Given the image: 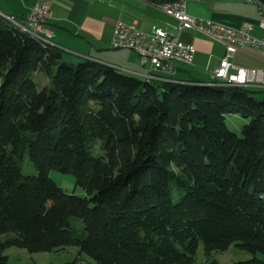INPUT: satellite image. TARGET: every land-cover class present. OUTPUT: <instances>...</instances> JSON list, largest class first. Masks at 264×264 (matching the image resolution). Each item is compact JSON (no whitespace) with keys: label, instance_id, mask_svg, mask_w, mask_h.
<instances>
[{"label":"trees","instance_id":"trees-1","mask_svg":"<svg viewBox=\"0 0 264 264\" xmlns=\"http://www.w3.org/2000/svg\"><path fill=\"white\" fill-rule=\"evenodd\" d=\"M228 89L70 63L0 14V264L9 247L70 246L98 264H195L200 244L264 264V99ZM228 115L250 120L242 136Z\"/></svg>","mask_w":264,"mask_h":264},{"label":"crops","instance_id":"crops-1","mask_svg":"<svg viewBox=\"0 0 264 264\" xmlns=\"http://www.w3.org/2000/svg\"><path fill=\"white\" fill-rule=\"evenodd\" d=\"M164 1L155 0L154 3H145L140 0H0V14L8 19L14 17L6 16L4 13L15 16L14 19L22 23L24 30L35 31L28 27L27 20L17 18H24L36 4L46 3L52 13L49 20V26L54 33L51 44L63 52L65 60H70V62L76 60L95 61L149 81L155 79L146 77L150 73V69L141 64L134 51L123 49L136 54L139 62L133 64L111 63L105 59V56L108 50H119L110 47L118 21L134 23L146 33L163 29L173 36L180 37L181 40L193 45L196 49L195 59L192 63L193 70H185L177 64L178 72L175 80L179 83H182V80L209 81L211 72L220 65L226 56L225 45L196 29L180 31L178 26L175 33L162 28L160 23H163V20L168 17L161 9ZM248 3L251 2L248 0H188L187 9L191 15L199 19L228 26L240 27L243 23L250 22L254 26L252 34L258 39L264 40L260 7L256 5L257 15H255L249 11ZM176 23L179 25L178 21ZM230 61L236 68L264 70V47L249 46L245 50L237 52ZM203 71H206L207 75ZM179 74L181 79H177ZM175 80L156 81L169 83Z\"/></svg>","mask_w":264,"mask_h":264},{"label":"built area","instance_id":"built-area-1","mask_svg":"<svg viewBox=\"0 0 264 264\" xmlns=\"http://www.w3.org/2000/svg\"><path fill=\"white\" fill-rule=\"evenodd\" d=\"M145 2V0H140ZM186 0H174V4L165 5L162 9L167 15L175 18L179 23V30H199L212 38L222 42L226 47V56L220 65L211 72V84L222 87H243L264 91V70L236 68L231 59L236 53L249 46L264 47V40L252 34L253 24L243 23L240 27H233L213 21L199 19L188 12ZM261 15V14H260ZM52 17L49 5L36 4L24 18L30 29H35L47 39H52L54 33L49 26ZM261 26L264 28V16ZM16 18V17H15ZM112 49H128L134 51L142 65L149 67L150 79L168 81L176 79L177 64H192L196 49L193 45L171 35L168 31L158 29L153 33L140 30L134 23L118 21L110 43ZM192 82V81H190ZM189 84V82H187Z\"/></svg>","mask_w":264,"mask_h":264},{"label":"rangeland","instance_id":"rangeland-1","mask_svg":"<svg viewBox=\"0 0 264 264\" xmlns=\"http://www.w3.org/2000/svg\"><path fill=\"white\" fill-rule=\"evenodd\" d=\"M166 1L169 0H165L164 3ZM247 7L249 8V11L257 15L256 4L248 3ZM175 20H176L175 18H172L171 16L168 15V17H166V19L163 20V23L160 24L162 25V28L168 29L170 32L176 33V31L178 30L177 29L178 24L176 23L177 21ZM105 59H107V61L111 63H118V64L119 62H126V64L128 63L133 64L136 63L137 61L139 62V59L135 53L123 49L108 50ZM66 61L70 62V60H66ZM79 61L80 60H76L70 63H78ZM178 65L179 67L185 70L188 71L193 70L192 64L178 63ZM203 73L207 75L206 71H203ZM177 77H178L177 79H181L180 74ZM37 80L40 81L42 85H45L47 82L45 81V77L42 75H39L37 77ZM174 82L179 83V81L176 80ZM226 90L229 89L226 88ZM253 95L256 96L257 99L259 100L264 99L263 90H255ZM249 122H250L249 119L244 118L241 115H228L226 119V123L229 129L240 136H242L241 130L243 126L248 124ZM24 173L25 174L37 173L36 168L31 162L29 155L25 156ZM50 175L55 180V182L69 194L77 195L80 197L86 196V191L81 187L77 186L76 179L73 175L62 174L57 171H51ZM5 254L9 257L11 264H98L91 256H89L84 252H81L79 247L77 246H70L62 251H52V252H43V253H30L27 249H23L19 247H9L8 249H6ZM256 255L257 257L264 260L263 254L258 253ZM253 257H254L253 253L239 248L236 244H233L226 251H214L211 253L210 256H207L203 245L200 244L196 253L195 264H210L212 260H215L218 264H235L239 261L252 259Z\"/></svg>","mask_w":264,"mask_h":264},{"label":"bare ground","instance_id":"bare-ground-1","mask_svg":"<svg viewBox=\"0 0 264 264\" xmlns=\"http://www.w3.org/2000/svg\"><path fill=\"white\" fill-rule=\"evenodd\" d=\"M146 2H153L154 0H145ZM188 2V0H186ZM249 2L251 3H256L255 0H248ZM168 4H174V0H169V1H166L165 3H163L161 5V9H165V5H168ZM260 12L262 14V16H264V7L260 9ZM5 15V14H4ZM7 16V15H6ZM10 20L14 21L15 23H17V25L21 26L22 28H24V26L22 25V23L16 21L14 18H11ZM27 30V29H26ZM30 34H32V36H34L35 38L37 39H40L42 40L44 43L46 44H49V45H52L51 44V39H47L45 38L44 36H42L41 34H38V32L35 31H31V30H27ZM155 80H159V79H155ZM192 83V82H190ZM189 83V84H190ZM198 83V82H197ZM195 84V83H194ZM201 85H206V86H214V84H211V82L209 83H199ZM216 86V85H215Z\"/></svg>","mask_w":264,"mask_h":264},{"label":"water","instance_id":"water-1","mask_svg":"<svg viewBox=\"0 0 264 264\" xmlns=\"http://www.w3.org/2000/svg\"><path fill=\"white\" fill-rule=\"evenodd\" d=\"M4 13V12H3ZM5 15H7V16H9V17H14L15 18V16H10L9 14H6V13H4ZM113 67V66H112ZM210 80H211V77H210ZM209 80V81H210ZM209 81H204V82H201V81H195V82H198V83H209ZM182 83H184V82H190V81H181ZM232 87H235V86H232ZM225 88H228V87H225Z\"/></svg>","mask_w":264,"mask_h":264}]
</instances>
